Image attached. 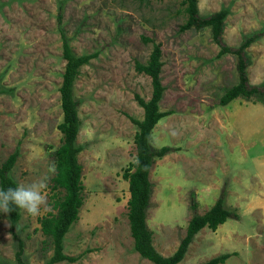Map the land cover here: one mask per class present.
<instances>
[{
  "label": "rangeland",
  "instance_id": "rangeland-1",
  "mask_svg": "<svg viewBox=\"0 0 264 264\" xmlns=\"http://www.w3.org/2000/svg\"><path fill=\"white\" fill-rule=\"evenodd\" d=\"M179 2L0 0V164L17 152L10 171L17 186L50 176L40 215L15 207L12 229L0 212V264L16 263L18 241L24 264H46L52 256L39 221L56 213L54 201L63 194L52 189L48 171L62 143L59 28L74 55L95 57L73 84L83 201L63 237L64 254L74 261L57 264H152L133 250L128 183L122 178L135 156L137 128L130 118L143 117L134 97L147 101L151 95L150 79L134 64L146 63L151 41L160 44L159 109L168 115L153 128L150 144L171 149L155 160L149 176L146 223L153 247L171 255L193 214L206 212L224 190V203L238 218L214 232L201 229L178 264L222 254L230 255L224 264H264V103L237 98L219 104L238 82V57L219 55L220 48L237 49L255 33L258 38L244 50L246 76L250 86L264 87V0H198L200 17L228 11L219 45L209 28L179 30L186 21Z\"/></svg>",
  "mask_w": 264,
  "mask_h": 264
},
{
  "label": "trees",
  "instance_id": "trees-1",
  "mask_svg": "<svg viewBox=\"0 0 264 264\" xmlns=\"http://www.w3.org/2000/svg\"><path fill=\"white\" fill-rule=\"evenodd\" d=\"M145 2L148 0H140ZM163 1V0H156ZM182 11L186 16L185 23L180 26V31L189 29L202 30L209 28L214 43L220 44L224 20L228 15L226 9H221L206 17L198 14V0H179ZM60 11L57 22L60 24ZM62 58L65 61L61 84L59 87L60 109L62 122L58 130L62 135L61 145L53 152V162L56 164V173L51 179L52 189H61L62 197L54 201L55 214L43 217L39 221L41 233L51 239L52 256L46 264H57L63 261L72 262L73 258L64 254L63 237L69 227L77 220L78 210L82 205L83 186L81 182V166L77 157L81 148L76 145L75 140L80 128L78 118V101L73 95V84L79 74V69L86 65L94 55L76 56L72 53L62 28H59ZM259 34L255 33L244 38L237 49L222 46L219 55L233 53L238 57L236 70L238 74L237 84L225 90L219 104L226 106L231 101L242 98L247 101L254 99L264 103V87L250 86L246 76V60L244 50L253 43ZM152 43V50L146 63L135 62L134 69L139 74H144L150 79L151 95L147 101L135 96L137 104L143 110L141 120L130 118L136 126L137 131L133 136L135 156L133 162L123 171L122 178L128 183L129 198L127 200V220L130 236L133 241V250L142 259L152 264H178L184 258L187 248L193 237L201 230L208 229L214 232L217 227L227 219H237L238 213L235 208H227L224 199L225 192L221 191L220 197L202 215L193 214L187 223L185 235L180 240L176 250L169 256H162L152 245L151 232L147 227L146 214L152 194V185L149 180L150 171L156 159H161L166 153L171 152L169 147L153 149L150 144L151 132L160 119L168 113L159 109L164 87L161 83V49L159 43ZM17 152L10 154L0 164V188L17 187L11 178L10 171L17 159ZM194 204V203H193ZM9 213L8 219L13 229L18 220L15 206ZM192 207H196L194 204ZM194 210V209H193ZM23 245L18 241L15 253V264H24ZM230 255H218L200 264H224Z\"/></svg>",
  "mask_w": 264,
  "mask_h": 264
},
{
  "label": "clouds",
  "instance_id": "clouds-1",
  "mask_svg": "<svg viewBox=\"0 0 264 264\" xmlns=\"http://www.w3.org/2000/svg\"><path fill=\"white\" fill-rule=\"evenodd\" d=\"M56 164L49 166V173H56ZM49 175H46L30 184H20L17 187L7 189L0 188V212L9 213L13 206L24 210L30 216H38L42 209L47 206L45 190L47 188Z\"/></svg>",
  "mask_w": 264,
  "mask_h": 264
}]
</instances>
